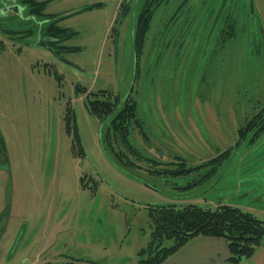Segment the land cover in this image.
<instances>
[{"label": "rangeland", "instance_id": "obj_1", "mask_svg": "<svg viewBox=\"0 0 264 264\" xmlns=\"http://www.w3.org/2000/svg\"><path fill=\"white\" fill-rule=\"evenodd\" d=\"M144 2L51 0L47 14L101 4L60 22L76 33L63 59L40 45L45 17L23 5L0 16V264H136L151 241L148 204L228 205L264 222V132L238 144L264 108V0H153L145 33ZM77 86L131 94L139 121L126 147ZM70 105L85 158L65 131ZM226 151L188 176L152 173L151 161L178 171ZM241 264H264V246Z\"/></svg>", "mask_w": 264, "mask_h": 264}, {"label": "trees", "instance_id": "obj_2", "mask_svg": "<svg viewBox=\"0 0 264 264\" xmlns=\"http://www.w3.org/2000/svg\"><path fill=\"white\" fill-rule=\"evenodd\" d=\"M18 1L27 8L30 15L43 16L48 20V24L43 28L45 38L40 42V45L51 49L58 58H62L60 50L68 49L61 44L76 34L70 29L61 27L60 22L71 16L101 7L100 3H94L62 14H47L45 13V9L49 4V0ZM152 1L145 0L143 5L145 9L139 16L144 33L145 28L150 22L149 14L152 8L149 5L152 4ZM230 26L232 28V24ZM136 37L134 33L135 50L137 55H139ZM77 49L75 48L74 50ZM76 91L78 93H87L85 104L90 114L98 116L102 120L112 117L111 129L113 135L117 137L122 146L126 147L130 129L139 121L137 118V104L130 97L131 94L119 97V95L106 90L88 92L86 88H82L81 86H77ZM65 113V131L68 134H74L72 151L79 157L85 158L87 154L82 142L75 109H72L70 105ZM253 130L252 142L264 132V108L245 127L239 130L240 140L238 144H241ZM229 154L230 152L226 151L218 158L212 159L204 165L202 164L190 169H180L178 171L165 168L155 169L160 163L151 161L152 166L155 165L152 173L156 175L172 174V176L177 178L188 176L190 175V171L198 173V170L204 166L219 165ZM123 156V154L120 155L121 158ZM215 166L212 170H214ZM204 177H209V174H206ZM136 180L140 181L138 179ZM81 182L83 187L86 186L85 177L81 179ZM144 185L150 187L149 184ZM147 208L152 225L151 241L146 248H142L139 251L138 264H162L189 241L198 236L225 239L230 251L228 262L231 264H240L244 259L253 257L257 248L264 246V222L251 213L244 212L239 207L222 205L213 210L196 204H179L173 202L159 205L148 204ZM64 257L66 258V262L64 263L47 262L45 264H80L81 262L80 259L68 255Z\"/></svg>", "mask_w": 264, "mask_h": 264}, {"label": "crops", "instance_id": "obj_3", "mask_svg": "<svg viewBox=\"0 0 264 264\" xmlns=\"http://www.w3.org/2000/svg\"><path fill=\"white\" fill-rule=\"evenodd\" d=\"M229 257L230 251L225 239L198 236L189 241L162 264H231L228 262ZM101 259H104V257L99 258V261L90 260L86 263L81 262L80 264H125L121 259L113 263H107Z\"/></svg>", "mask_w": 264, "mask_h": 264}, {"label": "water", "instance_id": "obj_4", "mask_svg": "<svg viewBox=\"0 0 264 264\" xmlns=\"http://www.w3.org/2000/svg\"><path fill=\"white\" fill-rule=\"evenodd\" d=\"M12 3H13L14 5H13L12 7H10V8L7 10V12H6V10H3V11H2L3 15L0 14V16H2V17H6V16L9 15V12H10L11 14H14V15H19V14H20V11H21L22 6H20L19 4L15 3V2H13V1H12ZM50 50H51V49H50ZM51 51H52V50H51ZM61 59H63V58H61Z\"/></svg>", "mask_w": 264, "mask_h": 264}, {"label": "flooded vegetation", "instance_id": "obj_5", "mask_svg": "<svg viewBox=\"0 0 264 264\" xmlns=\"http://www.w3.org/2000/svg\"><path fill=\"white\" fill-rule=\"evenodd\" d=\"M13 5H14V4L11 2V5H10V7H12ZM3 7H6V6H3ZM3 10H6V9H3ZM3 10H2V11H3Z\"/></svg>", "mask_w": 264, "mask_h": 264}]
</instances>
